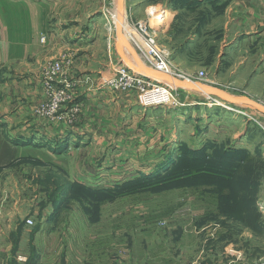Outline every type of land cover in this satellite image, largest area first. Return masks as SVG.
<instances>
[{
    "label": "rangeland",
    "instance_id": "rangeland-1",
    "mask_svg": "<svg viewBox=\"0 0 264 264\" xmlns=\"http://www.w3.org/2000/svg\"><path fill=\"white\" fill-rule=\"evenodd\" d=\"M213 1L122 0L120 7L119 0H0V17L18 29L21 41L29 40L31 29H64L68 53L82 52L86 60H96L91 66L104 71V83L116 96L124 98L132 92L139 104L156 111L148 132L130 140L131 147L157 150L164 144L157 162L149 151L132 156L130 144L117 141L128 133L123 108L117 109L113 129L104 136L103 150V142L95 141L82 148L69 147L70 153H64L63 143L54 149L41 144L19 158L12 170L0 171V204L17 200L10 215L21 205L37 207L27 226L39 224L60 188L62 205L55 210L59 217L47 228L53 229L48 233L54 235L50 239L54 245L40 264L264 262V114L245 101L230 102L213 93L161 84L169 94L165 99L151 85L156 82L148 79L142 90L128 88L120 73L127 65L115 49L118 9L120 19H125L121 43L140 69L156 72L142 51L145 43L137 29L138 22H145L157 45L154 59H166L187 74L207 72L208 82L188 83L264 105V73L245 83L225 77L224 71L219 79V66L213 64L222 39L220 17L229 0ZM164 10H168L165 21L154 26L153 18ZM210 23L207 35L199 37L210 44L206 46L210 51L204 54L202 45L196 53L201 64L191 71V52L182 50L191 48L193 30H204ZM186 42L190 43L183 46ZM151 97L154 100L148 101ZM148 136L156 139L146 147ZM192 169H198L194 183H184V174ZM0 220L3 227L11 223L1 214ZM26 239L23 262L31 264L28 254L33 245ZM6 242L1 236L0 259L14 264L12 250L3 251Z\"/></svg>",
    "mask_w": 264,
    "mask_h": 264
},
{
    "label": "crops",
    "instance_id": "crops-1",
    "mask_svg": "<svg viewBox=\"0 0 264 264\" xmlns=\"http://www.w3.org/2000/svg\"><path fill=\"white\" fill-rule=\"evenodd\" d=\"M209 5L212 7L211 2ZM220 18L223 19V23H219L222 39L213 64L219 66V79L223 78V71L225 77L237 78V83H245L250 77H260L259 75L264 73V0H229ZM211 25L213 23L206 25L204 30H193L191 48L186 46L182 50L184 53L191 52V71L201 64L196 53L200 51L202 45L205 46L204 54L210 51L206 48L210 44L200 40L199 37L207 35ZM16 30L18 29L13 30L10 24L0 17L1 172L12 170L19 158L29 151L36 150L41 144L54 149L55 145L63 143L60 145L65 144L64 148H67L64 153H70L69 147L82 148L87 142L95 141L97 144L103 142V150L104 136L113 129L117 109L121 111L123 108H126L128 116L125 127L128 133L117 141L128 142L132 156L136 154L140 156L144 152L147 154L149 151L155 156L154 162L163 157L158 158V151L164 144L157 150H151L139 145L134 148L130 143V140L141 135L143 130L148 132L146 127L152 116L154 117L152 113L156 111L139 104L138 100H134L136 98L132 96V92L124 95V98L116 96L117 92L104 83V71L95 70L91 66L93 61L86 60L82 52L77 55H75L77 51L68 53L70 48L65 42L64 29H49L48 26L39 32L31 29L28 41H21ZM42 36L44 42L40 43ZM189 43L186 42L183 46ZM121 48L127 53L122 43ZM127 56L131 59L129 54ZM52 59L62 60L63 73L50 85L52 88L68 87L70 98L60 109V113L65 118L49 121L40 115L38 105L46 96L43 66ZM89 64L91 67L88 66ZM232 82L235 83L234 80ZM139 126L142 128L137 130ZM155 139L156 137L148 136L146 147H149ZM160 153L163 154L164 151L161 150ZM29 204L27 207L21 205L19 212H14L12 215L9 208L11 205H17V200H7L5 204H0L2 219L11 220V223L5 227L0 220V237L3 236L7 240L3 251L12 250L11 261L14 264H25L23 261L26 259V254L21 251L25 245L22 242L25 236L33 245L30 247L31 253L28 254L31 264L45 261L48 258L46 253L50 251L48 248L54 245H50V239L52 242L54 235L48 233L53 229L47 228H51L59 217L58 211L55 212L57 207L51 205L47 213L40 215L39 224L32 227L34 224L27 226L25 220L31 219L30 213L34 216L38 212L37 207L32 210ZM61 247L59 245L54 249ZM1 255L7 257V253L3 252ZM0 264H6L3 258L0 259Z\"/></svg>",
    "mask_w": 264,
    "mask_h": 264
},
{
    "label": "built area",
    "instance_id": "built-area-1",
    "mask_svg": "<svg viewBox=\"0 0 264 264\" xmlns=\"http://www.w3.org/2000/svg\"><path fill=\"white\" fill-rule=\"evenodd\" d=\"M138 32L141 34L146 50H143L146 55H148L149 61L152 63V69L156 72H161L170 76H173L178 79L185 80L186 82H192V81H209L207 78V72L205 70H199L195 75L193 74H187L181 70L178 69L176 65H174L172 62H169L166 59H154L152 56L156 55L157 52V45L155 43L154 36H152L148 29L151 28L150 24L148 23H142L138 22L137 24ZM125 30V27H124ZM41 41L44 42V37L41 38ZM63 73V62L61 59L57 60H51L48 61L43 66V76H44V89H45V99L41 104L38 105L40 115L45 117L47 120H61L64 119L65 116H63L60 113L61 106L70 98L69 94V88H52L50 83L60 76ZM121 76L125 79V86L128 88L130 87H136L138 89L142 90V87L145 86V84H149L145 78L136 75L134 72L130 71L128 68L121 70ZM127 81V85H126ZM155 90L161 91L162 97L164 96L165 99L169 97V94L165 95V91L162 88L163 86L159 83H153L151 84ZM148 103L149 102H145ZM26 224L31 225L32 219L26 218L25 220ZM264 264V262L262 263Z\"/></svg>",
    "mask_w": 264,
    "mask_h": 264
},
{
    "label": "water",
    "instance_id": "water-1",
    "mask_svg": "<svg viewBox=\"0 0 264 264\" xmlns=\"http://www.w3.org/2000/svg\"><path fill=\"white\" fill-rule=\"evenodd\" d=\"M121 2L122 0H119V6L121 7ZM116 39H115V47L117 52L119 53L121 59L124 61V63L127 65V68L134 72L136 75H139L145 79L152 80L156 83L159 84H167V85H172L174 87H180V88H185L189 90H197V91H202L203 93H213L217 96H220L221 98H224L230 102H235V101H245L249 103L255 110L258 112L264 114V105L261 103H258L254 100H251L247 97H240V98H234L221 90H218L216 88L208 87L201 85L199 83H188L186 81H182L176 78H173L171 76H166V75H159L156 72H149L148 69L142 70L140 69L133 61L122 51L121 48V40L123 36V30H124V23L121 21V19H118V24L116 26ZM149 72V73H148Z\"/></svg>",
    "mask_w": 264,
    "mask_h": 264
},
{
    "label": "trees",
    "instance_id": "trees-1",
    "mask_svg": "<svg viewBox=\"0 0 264 264\" xmlns=\"http://www.w3.org/2000/svg\"><path fill=\"white\" fill-rule=\"evenodd\" d=\"M213 1V0H212ZM213 6H216V2H214L213 1V4H212ZM167 164V163H166ZM165 167V166H164ZM199 166H197L196 168H198ZM204 167H206V168H208V169H210V170H212L213 168H214V165H208V166H206V165H204ZM160 168H161V166H160ZM198 169H192L191 170V174H189V173H185L184 174V183H186V182H188V183H194V179H193V177L197 174L196 173V171H197ZM198 176H200V173L198 174ZM144 177V176H143ZM75 185H78V184H76V183H74ZM58 190H59V192H58V194H57V198L55 199V200H52V202H51V205L52 206H55V207H57L58 208V206L60 205V203H61V199H62V194H61V192H60V188H58Z\"/></svg>",
    "mask_w": 264,
    "mask_h": 264
},
{
    "label": "bare ground",
    "instance_id": "bare-ground-1",
    "mask_svg": "<svg viewBox=\"0 0 264 264\" xmlns=\"http://www.w3.org/2000/svg\"><path fill=\"white\" fill-rule=\"evenodd\" d=\"M118 6H119V5H118ZM118 6H117V7H118ZM118 8L120 9V7H118ZM166 11H168V10H166ZM166 11L164 10L161 14L159 13L158 15H157V14L155 15V17L153 18V21H154L153 25H154V26H158L161 22L165 21V19H166V17H167V16H166V15H167ZM117 13H119V12H118V9H117V11H116V19L114 18L115 20L118 21V19H120V14H121V12H120V14H117ZM122 13H123V12H122ZM121 15H122V14H121ZM169 15H170V14H169ZM169 15H168V16H169ZM123 16H124V15H123ZM121 19H122V18H121ZM122 22L125 24V19H124V18L122 19ZM117 24H118V22H117ZM144 71H145V70H144ZM148 73H149V72H148ZM157 73H158V72H157ZM157 73H156V74H157ZM159 73H161V72H159ZM159 75H164V74L161 73V74H159ZM158 92H160V97H161V95H162V94H161V91L158 90L157 93H158ZM157 93H156L155 97H157ZM151 98H152V99H148V101L154 100L153 97H151ZM158 98H159V97H158Z\"/></svg>",
    "mask_w": 264,
    "mask_h": 264
}]
</instances>
